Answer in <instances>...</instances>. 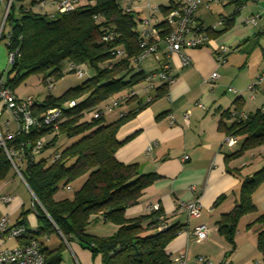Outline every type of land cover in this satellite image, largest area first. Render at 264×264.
I'll list each match as a JSON object with an SVG mask.
<instances>
[{
    "label": "trees",
    "instance_id": "obj_1",
    "mask_svg": "<svg viewBox=\"0 0 264 264\" xmlns=\"http://www.w3.org/2000/svg\"><path fill=\"white\" fill-rule=\"evenodd\" d=\"M17 1L21 3V16L15 17L16 2L13 3L6 27L10 25L11 46L19 47L22 56L9 67L5 80L8 86L15 91V87L33 73L45 72L44 83L49 77H53L55 83L65 72L76 73V69H82L84 65L95 70L92 77L69 88L61 96L49 94L41 103L35 100L33 113L41 125L32 127L28 134L21 133L8 141L9 146L18 147L20 142L30 140L34 143L45 137L42 153L55 146L61 136L71 140L57 150L55 155L60 156L58 159L54 156L51 162L47 158L36 160L38 154L32 155V144L27 148L21 170L37 198H33V206L42 226L37 231L27 229L24 216L28 210H25L23 219L14 225L26 227V233L19 238L25 239V242L38 240L45 264H61L63 260L64 244L51 250L43 247L39 240L41 235L51 232L63 235L67 243L78 240L93 256H101V264L178 263L167 247L183 230L182 225H169L162 207L134 217L127 214L130 207L139 204L144 190L157 175L139 173L138 162L124 163L116 155L117 150L134 136L121 140L118 137L121 127L169 85L168 82H157L156 94L150 91L152 101L147 100L149 91L145 99L140 97L139 90H145L150 72L146 73L141 68L142 60L135 59L141 53L139 42L144 29L139 28L142 20L132 3L125 0H86L88 2L84 3L81 0L72 11L51 14L31 9L26 11V7L37 0ZM245 3L246 0H240L238 8ZM174 6V1L170 6H162V12L167 15ZM232 20L231 17L227 18L228 26ZM165 25L166 17L154 25L160 29L162 37L165 36ZM105 36L112 37L104 39ZM3 39H7L5 32L1 36ZM119 50H123L124 54L120 55ZM163 57L164 61L166 57ZM66 62L70 64L68 69H64ZM104 63L106 66L101 68L100 65ZM83 69L85 74L82 77L87 73ZM129 74L131 77L126 81L125 77ZM79 98L82 100L78 101ZM71 100H75L74 106H70ZM133 100L137 101L135 108L120 112L113 121L106 122L108 114L112 116L119 107ZM114 101L118 102L115 106ZM54 108L61 109V115L55 121L57 128L55 122L45 123L43 118ZM88 111L91 113L87 118ZM94 112L99 116L93 117ZM224 116L231 117L229 111ZM226 130L228 134L242 137L241 147L234 155H244L247 151L264 147V112L258 109L249 113L247 120H235L226 126ZM12 169L10 160L1 149L0 178H5ZM84 175L86 178L72 198H58L60 184L64 189L71 190L70 184ZM263 184L264 166L244 178L239 201L233 210L223 215L219 231L231 243L235 242L240 218L258 210L254 194ZM98 222H111L118 228L108 236L90 233V225ZM254 223L263 226L257 234V247L264 260V212L251 224Z\"/></svg>",
    "mask_w": 264,
    "mask_h": 264
},
{
    "label": "crops",
    "instance_id": "obj_2",
    "mask_svg": "<svg viewBox=\"0 0 264 264\" xmlns=\"http://www.w3.org/2000/svg\"><path fill=\"white\" fill-rule=\"evenodd\" d=\"M173 1L132 0L133 9L142 20L140 30L147 27L149 19L153 26L164 21L166 15L161 7L170 6ZM239 2L240 0L203 1L197 19L208 31V43L183 51L191 59V63L186 66L182 63L181 55L173 53L170 61L175 80L161 95L125 123L118 133L121 140L134 136L117 150V158L124 163L138 162L139 173L157 175L144 190L139 204L130 207L127 214L134 217L147 213L148 203H159L169 225L183 226V230L169 243L167 251L172 258L186 253L188 264H200L195 262L199 255L209 257L214 264L225 261H229V264H264L257 247V234L263 226L259 223L251 224L264 212V185L254 194L258 210L240 218L235 242L231 243L219 231L223 215L233 210L239 201L244 178L264 165V147L252 149L244 155H234L241 147L242 137L238 136L235 147H228L224 143L228 135L226 126L235 121L231 111L238 108L254 113L264 100L262 89L256 90L255 98L251 97L252 92L248 89L264 65V1L246 0L245 5L238 8ZM148 4L158 10L151 12ZM49 11H54V8L49 7ZM252 15H259L256 25L246 21ZM220 17H231L233 20L230 26L226 23L217 30L210 29ZM156 37L162 36L159 34ZM159 44L164 50L165 43L161 39ZM220 44L232 47L222 64L218 62L215 52ZM6 53L5 48L0 50V73L4 80H7L10 67L6 63ZM144 59L141 61L142 69ZM154 61L156 65L150 73L159 69V61L156 58ZM214 71L220 74L219 79L215 82L206 81ZM229 87L235 90H230ZM142 91L139 90L140 97L145 99L147 91ZM15 92L19 96L18 91ZM152 93L156 94V91ZM136 102L133 100L122 105L113 115L135 108ZM3 108L0 103V111L3 112L0 117L3 118L2 124L0 123L2 131H15L17 123ZM226 111H229L231 117L224 116ZM186 112H190L189 122L184 118ZM172 116L175 118L174 123H171ZM5 121H10L9 129L5 127ZM151 144L153 149L148 152L147 148ZM251 152L254 155L250 157ZM185 155L189 158L185 159ZM254 164L257 166L252 168ZM8 194L13 196V200L4 203L2 196ZM33 198L32 190L13 167L5 178H0V220L8 216L9 227H12L23 219L22 213L28 210L24 216L26 227L37 231L42 223L34 209ZM193 199H199L202 212L199 217L190 218L181 203ZM200 224H206L211 229L204 240L191 236V231ZM117 228L111 222H98L90 225L89 232L108 236ZM39 240L43 247L51 250L65 245L61 264H73L72 260L74 264L102 263L100 255L93 256L76 239L67 243L58 232L41 235ZM23 243L25 239L0 234V248L16 247Z\"/></svg>",
    "mask_w": 264,
    "mask_h": 264
},
{
    "label": "built area",
    "instance_id": "obj_3",
    "mask_svg": "<svg viewBox=\"0 0 264 264\" xmlns=\"http://www.w3.org/2000/svg\"><path fill=\"white\" fill-rule=\"evenodd\" d=\"M17 0H0L2 6L4 7V13L2 15V23L0 25V42L3 32L7 35V65H13L18 59L21 58L22 53L19 47L11 46V32L6 33V24L10 16V12ZM91 1V0H88ZM127 3H132V0H125ZM204 0H174L175 6L166 15V25H165V36L156 37L160 34V29L156 26L151 25L150 19L147 20V27L141 32V40L139 42V47L141 53L135 57L138 61H141L149 55H155L156 59L160 61L159 69L155 72H151L147 75L146 82L147 86L145 91H149L147 95V100L152 101L153 94L150 91H154L157 82H168L171 84L175 79L173 75V67L171 65L170 57L174 53H178L182 57L183 65H189L191 59L183 51L187 48L201 47L208 43L209 34L207 29L198 21L197 14L203 4ZM257 2H262L264 0H256ZM81 0H37L34 4L26 7V11L34 10L41 13H51L56 12L64 13L74 10ZM244 6V5H243ZM240 6L239 8L243 7ZM49 7L54 8V11L50 12ZM151 12L157 11V7H153L150 4L147 5ZM259 15H252L246 21L256 25ZM227 23L226 17H220L211 27L212 30H217L219 27ZM112 37V36H110ZM110 37L105 36L104 39H109ZM165 43V49H161L159 40ZM232 50V47L226 44H220L216 49V58L220 64L225 62L227 54ZM120 55L124 54L123 50H119ZM165 55L166 59L163 61L162 57ZM76 74L82 77L85 74V70L82 68L76 69ZM220 74L214 71L208 82H215L219 79ZM47 84L49 89L55 87L54 78L49 77L47 79ZM230 90H235L233 87H229ZM248 89L252 92L251 97L255 98V92L258 89L264 91V65L261 72L257 75L254 81L249 85ZM0 103L3 105V110L8 111L17 123V128L15 131L7 130L3 132L0 124V150L2 149L10 160L12 166L16 170L17 174L21 176L24 182L27 184L21 170L20 163L23 164L25 159L26 150L31 146L32 155L39 154L45 146L46 139L41 137L32 143L30 140L20 142L18 147H13L8 145V141L16 137L17 135L24 133L28 134L32 127L40 126L41 121L33 113V105L35 104L34 98H28L26 100L20 99L17 93L5 83L2 75H0ZM70 106L76 104L75 100L70 101ZM118 102L114 101L113 105H117ZM259 110L264 112V100L261 104ZM0 111V117L2 115ZM61 115V109L54 108L49 110L44 114L43 118L45 123L55 122ZM231 115L237 121H244L249 118V113L242 109L235 108L231 111ZM97 112L93 113V117H98ZM184 118L189 122L190 112L184 114ZM175 122L174 116L171 117V123ZM10 121H5L4 125L9 129ZM55 128L58 127V123L55 122ZM228 147H235L238 143V136L234 134H228L225 142ZM153 149V145H149L147 151L150 152ZM56 159L59 158V154L55 155ZM185 159L189 156L185 155ZM28 185V184H27ZM70 188V187H68ZM34 194V193H33ZM13 200L12 195H3L2 201L4 203H10ZM161 207L159 203H148L147 210L154 211ZM181 207L188 212L190 218L199 217L202 212V207L199 199H193L191 201L182 202ZM210 228L206 224L197 225L192 231L191 236L198 240H204L208 237L210 233ZM26 233V227L22 225L9 227V217L4 216L0 220V234L9 235V237L19 238L23 237ZM179 264H188L187 254L183 253L179 257L173 258ZM196 263L200 264H214V262L205 255H199L195 258ZM0 264H45V256L42 253L40 242L36 239L29 240L20 246L16 247H4L0 248ZM222 264H229V261H225ZM256 264H261L257 262Z\"/></svg>",
    "mask_w": 264,
    "mask_h": 264
},
{
    "label": "rangeland",
    "instance_id": "obj_4",
    "mask_svg": "<svg viewBox=\"0 0 264 264\" xmlns=\"http://www.w3.org/2000/svg\"><path fill=\"white\" fill-rule=\"evenodd\" d=\"M15 5H16V14L15 17L19 18L21 16V12L19 10L20 7V1H15ZM4 13V7L2 6V3L0 2V25L2 23V15ZM141 24V22L139 23ZM10 31V25L8 24L6 27V33H8ZM5 48L7 50V39H3L0 42V50ZM7 54V53H6ZM6 57V63H7V55ZM155 55H151L150 57L146 58L143 60L142 62V66L143 69L145 70V72H149L154 65H156L155 63ZM106 66V63L101 64L100 67L103 68ZM70 67L69 63H65L64 69H68ZM87 70V73L84 77H79L76 75L75 72H65V75L60 76L56 79L55 82V88L50 91L47 87L48 84L47 82L44 83L43 76L45 75V72H41V73H33L29 76H27L18 86H16V90L19 93V98L26 100L28 98H34L36 101L38 102H43L46 97L49 94L55 95V96H61L64 92H66L69 88L72 87H76L77 85H80L83 81L87 80L88 78L92 77L95 73V70L87 65H84V67ZM136 72V71H134ZM46 73H49L46 72ZM14 74L11 75V77H13ZM131 77V74H129L128 76L125 77V80L128 81ZM8 78V77H6ZM46 84V85H45ZM141 92H143L141 90ZM259 95V93H258ZM82 98H79L78 101H81ZM91 113V111L86 112V117L88 118L89 114ZM111 115V114H110ZM109 114L106 117V122H111L113 121L115 118H117V115H112L110 116ZM2 120L3 118H0V123L2 124ZM47 138V137H46ZM65 138L64 136H61L59 138V141L57 142V144L53 147L47 148L44 152L36 155V160H41L43 158H47V160L49 162L52 161L53 157L55 156V154L58 152V149H62L64 146H66L68 143L71 142V140H69ZM240 141H242V138L240 139ZM262 151H264V148L262 149ZM254 155L253 152L250 153V157ZM257 164V163H256ZM252 168H255L257 165H252ZM264 165L262 164L261 167H263ZM257 170V169H256ZM86 178V175L82 176L81 178L77 179L76 181L72 182L70 185L72 187L71 190H67L64 189L63 184H60V190L58 192V198H63V197H73L74 193L80 189L81 187V183L83 181V179ZM264 185V184H263ZM262 186V185H261ZM260 186V187H261ZM258 190V189H257ZM35 199H37L34 196ZM72 263L74 264V261L72 260ZM66 264H71V262H66Z\"/></svg>",
    "mask_w": 264,
    "mask_h": 264
}]
</instances>
